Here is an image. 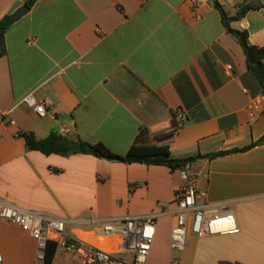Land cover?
I'll return each instance as SVG.
<instances>
[{"label":"crops","instance_id":"obj_1","mask_svg":"<svg viewBox=\"0 0 264 264\" xmlns=\"http://www.w3.org/2000/svg\"><path fill=\"white\" fill-rule=\"evenodd\" d=\"M27 0H0V20ZM214 0H38L8 29L0 59V111L16 122L0 137V200L66 221L72 238L114 250L96 219L158 213L147 264H264V137L262 86L238 39L224 27ZM231 26L264 46V0L220 2ZM231 66L232 70L228 71ZM34 93L56 118L19 104ZM263 98L250 117L249 105ZM184 112L173 131L174 113ZM142 129L168 139L173 157L191 163L201 202H230L239 234L197 237L183 252L170 247L176 194L184 180L165 166L122 163L76 151L30 150L21 133L52 132L74 142L104 143L125 155ZM175 132V133H174ZM0 264H41L26 229L0 219ZM52 264H79L57 249Z\"/></svg>","mask_w":264,"mask_h":264},{"label":"built area","instance_id":"obj_2","mask_svg":"<svg viewBox=\"0 0 264 264\" xmlns=\"http://www.w3.org/2000/svg\"><path fill=\"white\" fill-rule=\"evenodd\" d=\"M231 70L232 67L229 66L228 71ZM262 101L263 98H256L249 105L248 110L252 119H256L261 113ZM19 104L34 110L40 117H57L52 104L38 101L34 93L26 95ZM176 120L181 128L186 120L184 112L177 111ZM15 124L16 122L10 119L7 113L0 111V137L3 127ZM179 172L184 185L176 194L174 212L177 225L171 232L170 247L175 251L183 252L189 232L200 238L216 234H239L241 229L232 204L201 202L197 177L191 171V164L185 165ZM158 216V213H151L143 216L94 220V224L101 226L105 237L117 239L115 249L107 250L72 238L66 232L64 219L25 210L0 200V219L29 231L38 243L37 258L41 264L45 261L49 242H55L58 249L78 258L79 264H147L156 238ZM170 264H181V261L173 259Z\"/></svg>","mask_w":264,"mask_h":264},{"label":"trees","instance_id":"obj_3","mask_svg":"<svg viewBox=\"0 0 264 264\" xmlns=\"http://www.w3.org/2000/svg\"><path fill=\"white\" fill-rule=\"evenodd\" d=\"M37 1L38 0H27L25 5L32 7ZM214 3L215 7L221 13L224 27L230 34L238 39L240 45L242 46L246 55L247 64L258 78L262 86L264 96V46L252 45L246 31L236 30L231 26L234 21L242 20L252 7L248 5L242 6L235 16L229 17L219 1L215 0ZM13 17L14 14L6 15L0 20V59L7 53L6 33L15 23ZM172 127L175 132L180 129L176 120V112L174 113ZM21 135L26 139L27 146L30 150H36L45 155L58 154L66 156L70 153L76 152L70 145V139L56 132H52L48 137L41 140L37 139L32 133H21ZM171 135L161 138L150 133L147 129H142L132 144L130 150L125 155L114 153L110 148L101 142L95 144L81 142V144L83 146V153L91 154L101 159L129 164L140 163L146 165L165 166L170 168L172 171L180 170L185 165L191 164L197 159L203 157L201 155L183 159L173 157L169 146L167 144H161L162 141L168 139ZM262 144H264V137L246 148L223 151L208 155L207 157L213 159L232 153L244 152L252 147ZM57 249V244L55 242H49L46 251V258L42 264H52Z\"/></svg>","mask_w":264,"mask_h":264},{"label":"water","instance_id":"obj_4","mask_svg":"<svg viewBox=\"0 0 264 264\" xmlns=\"http://www.w3.org/2000/svg\"><path fill=\"white\" fill-rule=\"evenodd\" d=\"M30 11V7L28 5L23 6L22 8H20L15 14H14V21L19 20L21 17H23L26 13H28ZM71 147L76 150V151H83V146L80 142H74L71 141L70 142Z\"/></svg>","mask_w":264,"mask_h":264}]
</instances>
